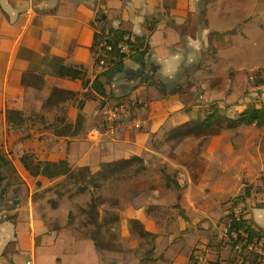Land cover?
Listing matches in <instances>:
<instances>
[{
  "label": "crops",
  "instance_id": "0c3cea01",
  "mask_svg": "<svg viewBox=\"0 0 264 264\" xmlns=\"http://www.w3.org/2000/svg\"><path fill=\"white\" fill-rule=\"evenodd\" d=\"M206 1L0 0V155L10 162L0 167L10 177L7 201L13 200V209L9 211L5 206L7 212L0 213V264H24L29 256L35 264H190L191 261L183 262L177 257L182 247L184 253L190 247L185 255H192L198 237L208 239L213 235V229L204 227L186 235L161 234L160 225H156L160 220L154 218L161 215L157 207L167 210L170 206H166L168 202L161 196L151 193L140 205L146 218L142 220L139 213L138 218L158 235L153 246L155 255L165 254L166 259L141 262L147 242L142 237L138 242L139 235L131 227L129 217L100 226L97 242L78 238L67 220L58 221V213L63 211L61 202L74 199L70 197L74 192L71 181L61 177L36 189L27 179L17 159L32 147V141L22 142L21 135L6 126L7 107L45 116L36 138H45L38 155L49 164L68 161L72 168L85 169L136 154L145 160L147 171L154 170L155 175L164 167L169 171L183 170L188 187L175 205L182 207L184 216L180 215L186 224L198 218L196 214L208 221L214 218L209 211L211 199L224 188L234 169L239 167L252 174L257 165L264 171L260 147L255 143L249 148L247 134L238 149L233 144L240 140H231L230 131L205 137L201 150L190 139L169 140L176 128L198 124L213 112L233 117L245 111L248 107L241 104L249 103L253 95L243 89L244 84L223 90L224 76L217 74L209 63L205 64L212 40L204 22ZM101 15L114 28L147 36L151 45L144 59H128L123 68L102 79L107 95L140 103L136 115L142 117L143 127L136 130L128 126L129 122L121 123L110 136L99 101L87 99L80 131L73 136H56L58 124L77 119V103L85 100L91 87L84 89L79 80L58 78L55 68L60 62L70 69L85 67L92 82L103 71L94 65L91 51L96 31L93 23L98 17L103 18ZM147 20L156 21L150 25L153 31L143 26ZM261 96L258 100L264 101V95ZM111 97L106 100L110 106L114 103ZM132 119L133 116L127 120ZM95 130L100 134H95ZM61 192L67 195L53 207L49 201ZM189 208L193 213L187 215ZM107 209V206L101 209V216ZM229 209L227 206L226 210ZM260 210L263 214L256 221L255 212ZM129 215L134 213L130 211ZM11 216H15V223L11 222ZM252 218L264 228V209L252 210ZM182 239L183 246L178 244ZM230 254L228 260L234 257ZM221 259L225 260L222 255Z\"/></svg>",
  "mask_w": 264,
  "mask_h": 264
},
{
  "label": "trees",
  "instance_id": "16d2710c",
  "mask_svg": "<svg viewBox=\"0 0 264 264\" xmlns=\"http://www.w3.org/2000/svg\"><path fill=\"white\" fill-rule=\"evenodd\" d=\"M105 16V15H101ZM155 23V20H147L145 25L150 29L154 30V27L150 25ZM96 29L91 51L93 54L94 65L97 66L101 62H104L103 71L98 74L96 79L92 82L88 76V70L85 67L79 69H70L63 66L62 62L55 68L56 76L58 78L70 81L79 80L82 82L84 89H89L85 93V100H81L77 103L79 113L77 119L74 122H66L64 124H58L55 127V135L59 137L73 136L77 134L81 127L84 117V104L88 99L98 100L99 107L102 110L107 105L106 100L112 95H107L106 84L102 80L110 75L112 72H116L123 68L128 59H144L145 56L151 50V45L147 40V36H137L131 30H125L122 28H114L109 25L107 20H99V17L93 23ZM120 43L127 44L130 47L128 53H123L118 48ZM108 46H112V51L107 49ZM256 86L261 88L264 86L263 79L258 76L255 80ZM163 86L159 84V88L163 90ZM262 91V90H259ZM106 97V99H104ZM114 101L112 106L119 105L125 101L124 97H111ZM133 101V100H132ZM138 104V103H137ZM6 120L5 124L12 130H15L18 135H21V141L31 140L32 147L24 150V152L17 159L28 180H30L36 189H40L53 181L65 177L69 179L75 189V194L84 193L88 187L93 186L96 189H100L103 184L107 181H115L127 179L135 176L141 172L147 171L145 160L136 154L129 155L123 159L114 161L113 163L102 164L96 167H88L85 169L72 168L68 161H62L58 164H49L43 160L38 153L44 148L45 138L38 137L36 134L39 130V124L46 120L45 116L30 110H21L15 107H7L6 109ZM104 125L105 122H104ZM240 126H256L257 128H264V103L255 106L248 107L243 112H237L233 117L221 115L218 112H213L209 117L192 126L176 128L171 132L169 140H175L179 142L183 139L193 140L198 149L201 150L203 140L207 136L221 134L225 130L235 129ZM105 130L106 128H101ZM5 165H9L10 162L3 155H0ZM194 165V163L190 164ZM162 181L164 186L168 189H174L178 192V201L183 197L182 193L188 187L187 174L180 169L169 171L168 168H162ZM114 184L110 185V187ZM150 185L144 191L138 193L144 194V198L153 193ZM154 187V186H153ZM114 188V187H113ZM156 189V187H155ZM116 191V190H115ZM113 191V192H115ZM144 192V193H143ZM154 196L158 197L156 193ZM67 195V192H61L56 198L49 201L53 207L58 205L59 199H63ZM146 195V196H145ZM246 197L254 200L255 197H261L262 201H257L252 206L247 202L239 201L236 205H232L226 216L223 218V222L227 223L230 218H233L234 210L238 205H242V212L238 219H234L231 223L230 232H236L238 235V241L240 243L248 242L255 243L264 239V228L259 226L252 218V210L264 209V176L261 177L260 183L256 186L248 185L245 191ZM74 196L73 193L70 197ZM245 199V198H243ZM140 207V206H137ZM7 210L13 209V200L9 199L6 204ZM132 205L130 209H133ZM81 210L89 215V221L79 224L76 228L73 227V214L69 213L70 220L68 226L73 229L75 235L78 238H92L97 242L98 233L97 229L105 224H109L118 221L122 218L130 217L128 210L124 209L122 212L109 213L104 218L99 220L98 203L94 198L88 205V208H81ZM11 222L15 223V216H11ZM130 223L133 226V230L140 237L145 238L147 246L141 257V262H158L162 259H166L165 254L156 256L155 248H153L155 242L153 239V233L147 230L144 224L138 218H130ZM93 227L94 231H90ZM244 236H247L245 239ZM215 240V239H213ZM12 246H16V243H11ZM208 247H212L213 243L208 244ZM230 246L233 258L230 260L221 259V251L224 248ZM235 245L226 237L222 238L220 244L216 246L217 259L211 261L212 264H238L237 256L235 252ZM200 256L199 248H194L191 255V260H197ZM173 262L172 259H169ZM243 264H264V258L257 254L245 255V261Z\"/></svg>",
  "mask_w": 264,
  "mask_h": 264
},
{
  "label": "rangeland",
  "instance_id": "374dc122",
  "mask_svg": "<svg viewBox=\"0 0 264 264\" xmlns=\"http://www.w3.org/2000/svg\"><path fill=\"white\" fill-rule=\"evenodd\" d=\"M109 18L111 19L112 17L109 15ZM204 22L212 33L211 49L208 53L209 59L205 60V64L209 63L217 74L224 76L221 79L223 90H229L237 84H244L243 89L253 93L249 103H242V106L249 107L257 104L261 106L264 101H259L258 98L264 95V89L262 87V91H259L255 80L260 76L264 81V0H207L205 3ZM201 75L204 76L205 73L202 72ZM232 77H235V79L233 80ZM234 97L235 95L232 96V99ZM129 117H132V115L125 116L121 120V123L129 122L128 126H130V120H127ZM140 118L142 119V117ZM225 131L233 133L231 140L235 138L236 141L240 140V142L233 144L236 149L241 147L242 138L247 134L245 140L249 142L247 143L248 147L253 148L256 143L260 147L261 155L264 157V128L258 129L253 126H240ZM253 141L254 143H252ZM233 171L234 174L225 181L226 185L224 188L219 189V193L217 194L215 192L216 196H213L211 199L209 211H211L214 217L211 221L205 220L207 217L196 214L198 218H194L192 223L186 224L184 222L183 217L180 215L183 212L182 207L175 205L178 203V192L164 186L161 175L162 169L158 172V175L154 174V170H151V172L148 170L127 179L115 180L114 182L107 181L100 189L90 186L87 191L79 194H75V189L72 186L71 190L74 191V197L72 198L74 199L70 200V198H63L64 200L60 205L63 206L61 208L63 211H59L58 221L62 222L67 220V222H69V213L73 214V227L75 228L79 226V224L89 221V215L83 212L81 208H88L89 203L94 198L98 203L99 220L109 213L122 212L124 209L134 213V215H130L129 218L136 219L139 213L142 220H144L146 218L144 208L140 209V207H137L143 205L145 201L144 194L138 192L144 187H148L149 184H152L154 187H151V191L156 193L158 197L161 196L162 200L167 201L168 204L166 206H170L167 210H164L161 206L157 207L161 215H157L154 218L160 220L156 225H160L161 234L179 233L181 235H186L190 232H198L203 227L209 228L208 230L213 229V235H211L210 238L206 239L201 235L197 240L195 239L196 241L194 243V248H199L200 256L207 258L204 259V264H212L211 261L217 259V255L215 254L217 251L216 246L220 244L224 231L228 227L226 238L235 245L234 250L236 252L235 256H237V263L243 264L245 261V253L244 251L236 250V246L238 244H244V242L240 243L238 241L236 232H230L234 217L230 218L227 223L223 222V218L227 214V206L231 207L232 205H236L239 201L247 202L252 206L256 204L257 201L263 200L261 197H255L254 200L250 201V199L246 197L245 191L248 185L256 186L260 183L261 177L264 176V171L262 170V166L257 167V165L254 167L252 174L241 170L239 167ZM112 184H114V186L110 187ZM60 200L62 199H59V201ZM59 201L58 204H60ZM131 205L134 207L133 209H130ZM104 206L105 208L107 206L109 210H105L104 215L101 216V209ZM183 207H185L184 204ZM237 207H242V205H238ZM189 213H193L190 208L187 209V215ZM262 214L261 210L255 212L254 218H256V221ZM143 224L147 229L145 223ZM131 227L133 228L132 224ZM90 231H94V228L91 227ZM150 232L153 233L152 229ZM153 234L152 237L154 242L157 243L156 239L158 235L156 233ZM141 241V237L139 236L138 242ZM178 242V244L183 246V239L178 240ZM211 242L213 246L210 248L208 244ZM204 247L207 248V252L205 253ZM189 251L190 247L185 248V253ZM185 253L183 246L179 253L182 255L178 256V254L177 257L183 260V262L191 261L190 264H197L198 261L200 262V256L197 260H190L191 254L185 255ZM230 253L231 251H221V255L225 260L230 258ZM161 264L168 263L161 262Z\"/></svg>",
  "mask_w": 264,
  "mask_h": 264
},
{
  "label": "built area",
  "instance_id": "2783aa9c",
  "mask_svg": "<svg viewBox=\"0 0 264 264\" xmlns=\"http://www.w3.org/2000/svg\"><path fill=\"white\" fill-rule=\"evenodd\" d=\"M118 48L123 53H128L130 51V47L124 43H120L118 45ZM107 49L109 51H112V46H108ZM103 66H104V62H101L97 67L103 68ZM259 90H262V87L259 88ZM139 106H140V103L137 101H124L123 103L119 105H115V106L106 105L105 107H103L102 110H100V114L102 118L104 119V122L107 127V132L109 133V135L112 136L115 133L117 127L121 124V120L125 116H128V115L133 116V119L130 120L129 127H132V129H136V130L141 129L143 127L144 121L136 115V112L139 109ZM93 132L95 134H100L99 130H95ZM241 212H242V207L235 208L234 215H233L234 219H238ZM227 234H228V227L224 231L223 238L226 237ZM244 237L245 239H247V236H244ZM248 244H249V249H248ZM203 249H204V253L207 252L206 247H204ZM226 249L230 250V246H227ZM236 250L244 251L245 255H250L254 253L264 258V239L261 241H257L255 243H248L245 241L244 244H238L236 246ZM249 251H252V252H249ZM199 258H200V262L198 261L197 264H204L205 262L204 259H207L204 256H200ZM24 264H35L34 258L32 256H29V258L25 261Z\"/></svg>",
  "mask_w": 264,
  "mask_h": 264
},
{
  "label": "water",
  "instance_id": "95a60500",
  "mask_svg": "<svg viewBox=\"0 0 264 264\" xmlns=\"http://www.w3.org/2000/svg\"><path fill=\"white\" fill-rule=\"evenodd\" d=\"M99 20H105V16L102 18L100 17ZM1 167L4 168V163H0ZM0 167V183H2V186L0 187V213L2 212H7L5 208V204L7 202V193H8V188H9V180L10 177H8L3 171L2 168ZM18 204V198L15 197L14 200V205Z\"/></svg>",
  "mask_w": 264,
  "mask_h": 264
},
{
  "label": "bare ground",
  "instance_id": "6f19581e",
  "mask_svg": "<svg viewBox=\"0 0 264 264\" xmlns=\"http://www.w3.org/2000/svg\"><path fill=\"white\" fill-rule=\"evenodd\" d=\"M4 213V212H3Z\"/></svg>",
  "mask_w": 264,
  "mask_h": 264
}]
</instances>
